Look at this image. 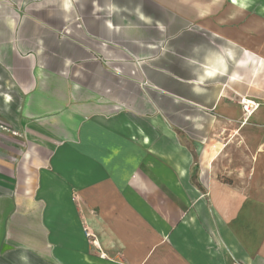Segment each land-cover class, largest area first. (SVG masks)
I'll return each instance as SVG.
<instances>
[{
    "label": "crops",
    "instance_id": "1",
    "mask_svg": "<svg viewBox=\"0 0 264 264\" xmlns=\"http://www.w3.org/2000/svg\"><path fill=\"white\" fill-rule=\"evenodd\" d=\"M179 3L0 0V264H264V0Z\"/></svg>",
    "mask_w": 264,
    "mask_h": 264
},
{
    "label": "built area",
    "instance_id": "2",
    "mask_svg": "<svg viewBox=\"0 0 264 264\" xmlns=\"http://www.w3.org/2000/svg\"><path fill=\"white\" fill-rule=\"evenodd\" d=\"M240 104H241V107H242V110L243 112L245 113L246 116H249L252 111L257 108L258 104L253 101V100H250V99H241L240 101ZM0 130H6V131H10L4 124H2L0 122ZM11 134L15 135L17 134L16 132L14 131H11Z\"/></svg>",
    "mask_w": 264,
    "mask_h": 264
},
{
    "label": "rangeland",
    "instance_id": "3",
    "mask_svg": "<svg viewBox=\"0 0 264 264\" xmlns=\"http://www.w3.org/2000/svg\"><path fill=\"white\" fill-rule=\"evenodd\" d=\"M164 2L166 1V0H163ZM170 2H173L174 3V8H175V10L176 11H178V12H175V14L177 15V16H179V15H181V9L179 8V2H181V0H169ZM158 16H159V14H158ZM159 17H161V16H159ZM180 17V16H179Z\"/></svg>",
    "mask_w": 264,
    "mask_h": 264
},
{
    "label": "bare ground",
    "instance_id": "4",
    "mask_svg": "<svg viewBox=\"0 0 264 264\" xmlns=\"http://www.w3.org/2000/svg\"><path fill=\"white\" fill-rule=\"evenodd\" d=\"M239 3H242V0H239ZM246 3V2H245Z\"/></svg>",
    "mask_w": 264,
    "mask_h": 264
}]
</instances>
